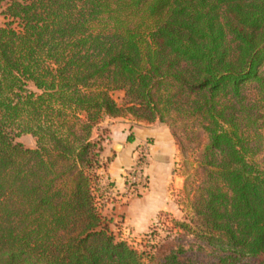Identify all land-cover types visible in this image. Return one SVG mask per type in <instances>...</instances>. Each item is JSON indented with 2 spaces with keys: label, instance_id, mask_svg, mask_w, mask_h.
<instances>
[{
  "label": "trees",
  "instance_id": "1",
  "mask_svg": "<svg viewBox=\"0 0 264 264\" xmlns=\"http://www.w3.org/2000/svg\"><path fill=\"white\" fill-rule=\"evenodd\" d=\"M0 8V264H264V0ZM128 117L207 138L191 213L148 253L96 204L98 131Z\"/></svg>",
  "mask_w": 264,
  "mask_h": 264
},
{
  "label": "rangeland",
  "instance_id": "2",
  "mask_svg": "<svg viewBox=\"0 0 264 264\" xmlns=\"http://www.w3.org/2000/svg\"><path fill=\"white\" fill-rule=\"evenodd\" d=\"M1 12L2 9L0 8V25L5 23ZM114 97L118 103H122L124 94L117 92L114 94ZM123 119H130V122L126 124V131L128 130L130 133V140L132 141L129 143L133 145V161L127 173L134 164L136 152L150 145V159L144 170L148 188L144 194L131 198H125L123 194V198L117 199L120 196L117 194L113 196V204L110 207L102 205L99 208L102 214L110 221L111 230L118 240L127 242L128 245L141 253H148L154 250L153 247H158L163 243H168L178 238V234H176L178 229L174 228V220L184 221L189 213H191L189 206L194 194L191 192L190 187L192 183L194 185L199 180V175L196 174L198 162L203 148L207 144V138L202 131L192 130L190 125L178 122L174 126L177 137L173 136L176 142V152L166 163L167 165L164 163L166 168L158 170L155 168L152 155L153 140L144 134V130L148 129V124L135 122L130 117ZM108 120L100 126V130L98 131L99 133L102 132L101 134L106 139L109 135L107 126L111 125V122L106 123ZM117 123L124 125L125 121L121 120ZM153 125L168 128L172 132L169 125L159 122ZM105 131L108 133H105ZM18 141L23 143L27 148L34 149L36 147L35 139L31 135L24 134L18 138ZM258 161L264 164V150L258 156ZM102 164L106 167L108 162L103 160ZM97 173L100 175V169ZM99 177V181L96 182V197L102 200L105 186L107 185L110 188L113 184L110 182L103 184L101 182L102 176L100 175ZM124 178L126 181L127 175ZM155 182L157 185L156 190L163 198L164 207H160L162 210L153 211L151 218L148 216L147 220L137 219L135 216L132 217L124 212L126 207L123 206H128L133 200L147 196ZM186 185L190 187L186 189ZM117 201H119V206L121 207H112ZM150 208H152L151 205L149 207L148 205L147 207H142L143 213L148 215V209ZM189 239L191 240V238Z\"/></svg>",
  "mask_w": 264,
  "mask_h": 264
},
{
  "label": "crops",
  "instance_id": "3",
  "mask_svg": "<svg viewBox=\"0 0 264 264\" xmlns=\"http://www.w3.org/2000/svg\"><path fill=\"white\" fill-rule=\"evenodd\" d=\"M124 120L125 123H117ZM111 122L109 129L108 139L104 141V151L101 154V162L103 160L108 162L107 166L100 169L101 182L112 183V191L117 195V199L123 198V194L126 190L125 176L128 168L132 165L133 161V145L130 144V133L126 131V124L130 122V119H109L106 123ZM132 123H134L132 121ZM102 132H100L101 134ZM144 134L149 139L153 140L152 155L155 164V168L162 170L166 168L164 166L172 158V155L176 152V142L173 138L171 130L168 128L160 127L159 125L148 124V129L144 130ZM156 170V169H155ZM156 182L152 185V188L148 192V195L133 200L126 207L125 211L132 217L135 216L137 219H148L151 218L153 211L162 210L160 207H164L162 195H159L156 190ZM119 201L115 202L112 207L119 206ZM148 207L151 205L152 208L148 209V215L143 213L142 207Z\"/></svg>",
  "mask_w": 264,
  "mask_h": 264
},
{
  "label": "built area",
  "instance_id": "4",
  "mask_svg": "<svg viewBox=\"0 0 264 264\" xmlns=\"http://www.w3.org/2000/svg\"><path fill=\"white\" fill-rule=\"evenodd\" d=\"M149 147H143L139 149L135 154L134 164L130 171L126 174V190L124 192L125 198H131L134 196L142 195L147 191V177L144 173L145 168L148 165L150 155ZM116 194L112 191L111 187L107 185L104 188V194H102V200L99 197H96V204L98 209L105 205L110 207L113 204V196ZM101 211V210H100Z\"/></svg>",
  "mask_w": 264,
  "mask_h": 264
}]
</instances>
